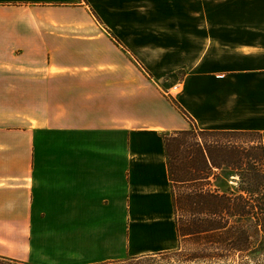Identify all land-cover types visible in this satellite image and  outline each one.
<instances>
[{
  "label": "crops",
  "instance_id": "crops-1",
  "mask_svg": "<svg viewBox=\"0 0 264 264\" xmlns=\"http://www.w3.org/2000/svg\"><path fill=\"white\" fill-rule=\"evenodd\" d=\"M102 0H0V256L104 264L179 246L162 135L256 132L264 0H128L157 19L183 78L136 103L96 90ZM110 1V0H107ZM109 100L101 102L99 97Z\"/></svg>",
  "mask_w": 264,
  "mask_h": 264
},
{
  "label": "trees",
  "instance_id": "trees-1",
  "mask_svg": "<svg viewBox=\"0 0 264 264\" xmlns=\"http://www.w3.org/2000/svg\"><path fill=\"white\" fill-rule=\"evenodd\" d=\"M168 101L190 126L188 130L162 135L179 245L186 238L195 243L198 249L190 256L192 262L211 263L241 256L250 250V235L231 224V219L256 217L264 236L262 136L256 132L200 130L172 97ZM223 169L236 174L245 185L237 195L229 189L224 192L217 188L204 189L207 185L211 187V179L216 178L214 172ZM183 213L190 217L187 224H183ZM166 253L171 252L153 255ZM142 258L106 264L138 262ZM0 264L29 263L0 256Z\"/></svg>",
  "mask_w": 264,
  "mask_h": 264
},
{
  "label": "rangeland",
  "instance_id": "rangeland-1",
  "mask_svg": "<svg viewBox=\"0 0 264 264\" xmlns=\"http://www.w3.org/2000/svg\"><path fill=\"white\" fill-rule=\"evenodd\" d=\"M133 5L130 8L128 0H102L98 3L101 17L96 19V50L94 53L87 51L84 55L96 58V90L115 93V100L119 103L129 100L136 103L141 93L146 91L177 94L178 88H175L183 78L182 72L177 71L180 67L162 64L163 61H172L173 51L156 49L157 19L142 10L140 3L137 8L135 3ZM98 100L104 103L109 99L102 96ZM214 173L216 178L211 179V187L206 184L204 189L217 188L221 192L229 189L237 195L245 186L236 174L225 169ZM183 215V224H187L190 217L186 213ZM231 221L250 235V250L241 256L234 255L229 260L211 263L192 262L190 256L198 248L190 238H186L174 252L144 257L138 262L112 264H264V236L257 226L256 217H235Z\"/></svg>",
  "mask_w": 264,
  "mask_h": 264
}]
</instances>
